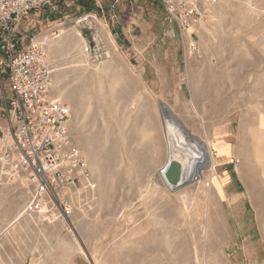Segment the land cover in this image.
I'll return each mask as SVG.
<instances>
[{"label":"rangeland","instance_id":"rangeland-1","mask_svg":"<svg viewBox=\"0 0 264 264\" xmlns=\"http://www.w3.org/2000/svg\"><path fill=\"white\" fill-rule=\"evenodd\" d=\"M21 26L47 45L94 188L54 224L14 194L0 264H264V0H218L187 32L161 0H51ZM160 102L215 165L174 192Z\"/></svg>","mask_w":264,"mask_h":264},{"label":"built area","instance_id":"built-area-1","mask_svg":"<svg viewBox=\"0 0 264 264\" xmlns=\"http://www.w3.org/2000/svg\"><path fill=\"white\" fill-rule=\"evenodd\" d=\"M183 32L208 17L218 0H161ZM51 0H0V77L9 83V127L0 149L2 179H26L29 199L21 217L54 224L74 213L72 196L93 189L91 171L69 130V108L52 95L54 65L47 45L22 46L21 22ZM55 9V8H54Z\"/></svg>","mask_w":264,"mask_h":264},{"label":"bare ground","instance_id":"bare-ground-1","mask_svg":"<svg viewBox=\"0 0 264 264\" xmlns=\"http://www.w3.org/2000/svg\"><path fill=\"white\" fill-rule=\"evenodd\" d=\"M163 119L165 121L166 128L168 127L167 144H169V151L172 156L174 155V158H176L184 166L186 170V174L183 176V178L190 179V184L196 182L201 177L202 170L208 168V163L211 166V169L215 166L213 164L214 160L208 146L204 143H197L186 140L184 134L178 126L170 122L167 117H164ZM191 145L195 147H192ZM189 151L193 152L194 155H187ZM197 161H199L200 163L206 162V165H203L202 163L200 168H196L197 166L195 165Z\"/></svg>","mask_w":264,"mask_h":264},{"label":"crops","instance_id":"crops-1","mask_svg":"<svg viewBox=\"0 0 264 264\" xmlns=\"http://www.w3.org/2000/svg\"><path fill=\"white\" fill-rule=\"evenodd\" d=\"M30 28H23L22 26L19 27V32H18V37L21 41L22 46H25L28 43H25V40H27V37L30 36L29 34ZM35 41V40H33ZM8 97H3L0 98V149L3 145V140L5 135L8 132V119H7V114H6V109H7V100ZM27 182L26 179H21L18 182L15 183H7L4 182L2 179V174H1V168H0V236L6 232V229L9 227V225L13 222V220L17 217V215H14L10 209L12 208V200H13V195L16 194L20 191H23L26 195H22L21 197L15 196V201L18 203H21L24 198H25V204L28 202L29 199V190L26 187ZM3 202L5 203L4 208H2ZM24 208V207H23ZM7 210L10 211L9 215H6L5 212ZM19 217L22 219L21 215ZM18 222V221H17Z\"/></svg>","mask_w":264,"mask_h":264},{"label":"water","instance_id":"water-1","mask_svg":"<svg viewBox=\"0 0 264 264\" xmlns=\"http://www.w3.org/2000/svg\"><path fill=\"white\" fill-rule=\"evenodd\" d=\"M160 108L163 117H167V119L174 123L176 126H178L182 133L185 136L186 140H190L191 142H197L201 143L198 138L193 136L181 123V121L174 115L172 110L165 105L164 103L160 102ZM163 127H164V133L167 135V130L165 126V121L163 120ZM190 137V138H189ZM201 164L199 161H197L196 168H200ZM186 174V170L184 166L172 156V154L169 151V156L167 158L166 164L164 165V168L160 170V176L165 183V185L168 187V189L172 192L179 190L180 188H183L190 184V179H184L183 176Z\"/></svg>","mask_w":264,"mask_h":264}]
</instances>
